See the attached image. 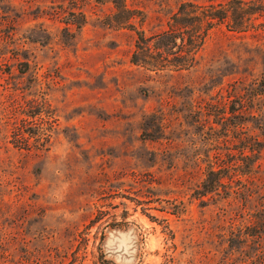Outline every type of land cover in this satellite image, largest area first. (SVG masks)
<instances>
[{
	"label": "rangeland",
	"instance_id": "obj_1",
	"mask_svg": "<svg viewBox=\"0 0 264 264\" xmlns=\"http://www.w3.org/2000/svg\"><path fill=\"white\" fill-rule=\"evenodd\" d=\"M210 1L0 0V264H264V28L131 61Z\"/></svg>",
	"mask_w": 264,
	"mask_h": 264
},
{
	"label": "trees",
	"instance_id": "obj_2",
	"mask_svg": "<svg viewBox=\"0 0 264 264\" xmlns=\"http://www.w3.org/2000/svg\"><path fill=\"white\" fill-rule=\"evenodd\" d=\"M114 3L123 14L130 12L123 4L124 0H114ZM126 21L123 29L136 28L130 24L129 17ZM223 27L236 34L264 28V0H228L205 7L184 3L173 16L169 30L151 37H146L143 32L138 33L132 64L156 73L165 71L162 69L165 65L172 68L170 72L187 71L211 34ZM256 85L255 89L248 90L254 92L250 95L264 96V75ZM211 174L218 173L213 171ZM219 184L220 181H215L211 187H205L203 196L214 192Z\"/></svg>",
	"mask_w": 264,
	"mask_h": 264
}]
</instances>
